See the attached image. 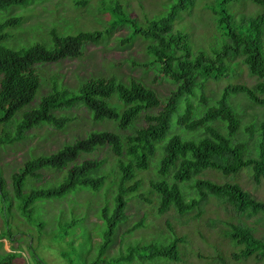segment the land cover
Returning a JSON list of instances; mask_svg holds the SVG:
<instances>
[{
    "label": "trees",
    "instance_id": "obj_1",
    "mask_svg": "<svg viewBox=\"0 0 264 264\" xmlns=\"http://www.w3.org/2000/svg\"><path fill=\"white\" fill-rule=\"evenodd\" d=\"M251 1L264 5V0ZM31 2L0 0V11ZM86 3L87 0H74L77 6ZM223 3L226 2L211 7L214 20L217 17L215 22L226 24V41L213 54L192 52L188 34L174 27L179 13L193 6L194 0H174L164 16L148 22L145 27L136 25L119 4L111 8L113 27L121 23L131 24L132 33L126 41H132L135 36L147 40V51L152 56L150 64L157 69V75L175 85L165 99L137 79L124 82L116 77H92L80 84L77 91L59 88L54 81L52 90L33 107L31 104L42 85L38 67L64 58L80 57L87 43L99 42L110 30H81L75 35H60L52 30V43L49 45L35 43L15 48L5 41L12 36L9 29L20 26L23 17L11 15L0 20V123H3L0 144L19 141L27 131L41 124L63 128L71 119L68 111L72 108H83L94 122H108L116 129L91 130L86 137L77 138L56 152L27 161L23 171L14 176L15 196L23 200L20 209L28 214L36 200L61 198L81 189L97 192L105 184L111 186V205L101 209V217L106 223L103 242L90 264H132L137 258L141 262L181 259L180 237L167 243L153 239L130 245L125 253L103 258L116 230L128 220L126 203L142 183L138 172L148 170L154 159L156 177L149 180V186L159 213L170 210L178 217L191 215L197 218L209 199L215 198L227 211L242 217L229 223L225 231V236L238 247V251L233 253L234 258L255 256L264 259V235L257 236L255 227L247 222L254 216H257V222H264V201L256 199L239 183L216 182L203 177L207 170L229 175L249 167L254 183L264 182V119L247 127L251 135L257 132L258 136L255 154H245L246 143L237 138L241 117L228 100L232 93H243L254 104L264 105V13L246 17L237 25L232 15L222 7ZM236 60L256 77L255 83L228 84L211 104L201 93L198 104L205 108L195 111L190 96L196 94V88L202 89L209 80L227 75ZM182 98L185 100L183 111L175 122L185 132L173 133L163 142ZM20 112L21 118L15 121L13 118ZM140 119L145 124L136 126ZM9 124L14 126L13 134L7 129ZM130 127L133 129L131 134H124ZM187 134L191 136L187 137ZM105 147L116 157L109 170L104 167V159L85 158ZM46 169L64 173L59 181L33 187L24 193L26 177L40 179ZM110 173L114 177L109 180ZM183 183H189L187 187L192 191L189 197L183 190ZM0 193L3 194L2 180ZM141 225V222L135 223L128 230L131 232ZM7 254L0 264H11L14 252ZM37 262L45 264L41 259Z\"/></svg>",
    "mask_w": 264,
    "mask_h": 264
},
{
    "label": "rangeland",
    "instance_id": "obj_2",
    "mask_svg": "<svg viewBox=\"0 0 264 264\" xmlns=\"http://www.w3.org/2000/svg\"><path fill=\"white\" fill-rule=\"evenodd\" d=\"M173 1L87 0L86 4L77 6L74 0H32L26 6L0 11V20L11 15L23 17L20 26L9 29L12 36L5 41V44L15 48L29 47L35 43L49 45L52 43V30L60 35H75L81 30H110L99 42L87 43L80 57L40 65L38 71L42 76V85L31 106H36L52 90L54 81L59 88L77 91L80 84L92 77H116L124 82L137 79L165 99L175 85L160 74L157 75V69L150 64L152 56L147 51V40L135 36L132 41H126L132 33L131 24L121 23L113 27L111 8L119 4L136 25L145 27L148 22L164 16ZM221 2H226L222 7L232 15L237 25L246 17L264 13V5L251 0H194L193 6L181 11L174 23L176 29L188 34L192 52L213 54L225 43L226 24L219 25L215 22L217 17L214 20L211 8L217 7ZM262 55L264 56V35ZM235 62L227 75L218 80H209L202 89L196 88V94L190 96V103L195 111L205 108L201 103L198 104L201 93L208 97L211 104L228 84L255 83L256 77L249 73L247 67L239 60ZM228 100L241 117L237 138L246 143L245 154H255L258 133L251 135L247 127L264 119V105L254 104L243 93H232ZM184 102V98L179 101V109L174 114L171 129L163 142L173 133L185 132L175 122L177 115L183 111ZM68 113L71 119L63 128L41 124L27 131L19 141L0 144V180L3 182V194L0 193V260L8 255L7 252H14L11 264H38L37 259L45 264H90L98 254L106 230L101 209L105 205H111V186L105 184L97 192L81 189L61 198L36 200L29 214L21 211L23 200L15 196L14 176L23 171L27 161L56 152L63 145L86 137L91 130H116L108 122H94L83 108H72ZM21 115L22 112L13 119L16 121ZM144 124L142 119L136 122V126ZM2 128L3 123H0V134ZM131 128L124 134H131ZM7 129L13 134V124H9ZM222 131L225 130L222 128ZM85 158L104 159L107 170L116 161L115 155L106 147L86 155ZM155 162L154 159L148 170L138 172L142 183L137 193L126 203L128 220L116 230L103 258L125 253L130 245L153 239L167 243L180 237V260L141 262L137 258L132 264H264V259L255 256L238 260L234 258L233 253L238 251V247L225 236V231L229 228V223L242 217L227 211L215 198L209 199L204 205L203 213L197 218H192L191 215L178 217L170 210L159 213L157 201L149 186V180L156 177ZM42 173L40 179L26 177L24 193H28L33 187L59 181L64 172L46 169ZM113 177L114 174L110 173L108 179ZM203 177L216 182L239 183L256 199L264 201V182L254 183L249 167L229 175L207 170ZM188 185L189 183L182 184L187 197L192 194ZM257 219L254 216L247 222L255 227L257 236H262L264 222H257ZM139 222L142 225L129 232L128 228ZM125 230L128 232H124Z\"/></svg>",
    "mask_w": 264,
    "mask_h": 264
}]
</instances>
